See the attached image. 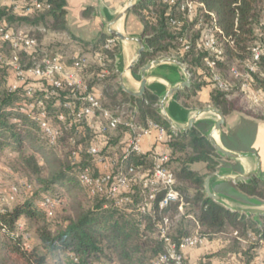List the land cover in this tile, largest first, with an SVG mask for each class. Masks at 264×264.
<instances>
[{
    "label": "trees",
    "instance_id": "16d2710c",
    "mask_svg": "<svg viewBox=\"0 0 264 264\" xmlns=\"http://www.w3.org/2000/svg\"><path fill=\"white\" fill-rule=\"evenodd\" d=\"M48 1L49 8L25 17L15 16L0 6V18L11 25L16 22L43 24L47 30L65 31L67 0ZM190 1L201 5L196 7L191 18L179 10L180 1L170 5L165 0H145L134 6L133 11L142 23L141 37L145 49L139 65L160 58H173L188 69L193 82L189 94L180 99L184 108L200 107V103L194 100L197 92L212 86L209 105L224 116L239 113L264 122V106L250 102L240 89V80L230 74L232 67L241 73L246 71L251 51L259 44L262 54L255 73L251 75V87L264 94V0ZM171 20L178 24L172 25ZM199 23L202 27L218 29L215 36L223 51L220 59L215 60L207 51L197 49L196 36L192 39L189 33L190 28L195 27L200 34ZM35 36L41 44L40 33ZM180 39L189 44L188 50H183ZM105 40L102 37L92 49L93 53L107 56L108 75L102 80L105 83L103 105L115 113L135 110L139 124L159 123L168 131V166L175 176L177 190L196 218L198 234L207 241L219 236L230 240L231 250L242 254V264H249L254 251L264 242V227L258 229L250 220L205 198L204 178L219 166L214 148L198 131L187 134L171 131L157 114L156 95H147L133 104L117 83L116 46L104 50ZM3 51L9 53L7 49ZM207 59L214 60L213 69L206 67ZM27 60L22 55V62L30 66L31 61L25 63ZM8 72V68L0 70V164L4 157H9L10 170L24 176L26 181L13 184L19 190L15 200L9 202L14 206L0 211V264H153L165 252L164 243L158 237L161 218L174 215L177 206L172 205L161 212L154 209L151 214L137 211L141 193L135 183L131 184L134 193H127L132 200L128 204L115 206L108 197H89L80 185L78 175L85 167L93 169L96 158L88 150L96 134L85 123L73 122L62 107L49 111L51 102L71 101L69 90H59L46 100L51 123L60 130L57 143L49 145L36 123L18 111L19 103L24 100L23 90L8 91ZM214 76L226 84L228 90L219 88ZM206 77L210 81L202 80ZM35 96L42 98L41 93ZM62 113L66 118L64 121L59 120ZM110 154L103 149L99 156L105 159ZM129 162L135 173L148 172L152 167L151 159L145 156H132ZM197 163H204L203 174L191 168ZM93 174L98 175L96 171ZM24 185H30L31 190L26 191ZM241 191L264 200V185L261 188L244 186ZM44 197L60 200L52 217H48L39 206ZM21 221L24 225L28 222L34 229L38 245L31 251L23 249L25 233L24 230L18 232L16 227ZM248 231L255 239L248 241L246 250H241L238 241L230 235L236 232L245 236ZM192 234L186 223L170 237L178 243ZM183 256L186 264L184 252Z\"/></svg>",
    "mask_w": 264,
    "mask_h": 264
},
{
    "label": "built area",
    "instance_id": "2783aa9c",
    "mask_svg": "<svg viewBox=\"0 0 264 264\" xmlns=\"http://www.w3.org/2000/svg\"><path fill=\"white\" fill-rule=\"evenodd\" d=\"M170 5L180 1L179 10L184 12L189 18L195 13V9L201 5H195L190 0H165ZM0 6L7 8L13 15L25 17L49 8L48 0H0ZM172 25L178 24L171 20ZM201 26L199 23L198 27ZM46 30L39 28L38 33L44 34ZM216 27H202L199 41L196 43L197 49H203L210 53L215 60L220 59L222 48L218 43L215 33ZM183 50L189 49V44L182 39ZM116 44L114 37H109L103 44L104 50H111ZM9 50V53L3 51ZM262 54L259 44H256L251 51V60L246 64V71L239 72L235 67L230 69V74L240 80V89L250 102L264 106V94L261 90L251 87V75L256 71V64ZM22 55L30 58L31 65L22 62ZM107 56L103 53H95L93 63L97 66V78L103 80L108 75ZM90 59L87 56H79L73 63L75 72L67 71L59 54L47 50L39 43L32 31L17 28L0 18V70L8 68L13 73L14 79L8 84V91L15 92L23 90L24 100L18 105V111L28 115L39 129L42 131L49 145L57 143L60 137V130L55 127L50 120L46 100H50L59 90L68 89L71 101L65 103L63 108L68 111V116L73 122L87 123L96 135L105 136L111 131L123 128L128 134V141L123 145L122 155L118 162H110L106 166V171L94 176L93 169L83 168L78 175V180L82 188L89 197L105 196L114 201L115 206L131 203L130 196L127 195L131 189V184L135 183L141 193V201L136 205L137 211L143 214H151L154 209L158 212L168 209L172 205L177 206L178 216L184 215L185 202L182 195L176 188V179L168 167L169 155L149 154L145 157L151 159L152 167L145 174L135 173L129 162L132 156H143L141 152V141L143 137L151 131L157 132V140L165 138L166 130L159 123L149 122L143 126L136 121V111H123L119 114L107 109L101 96L90 87L85 80L77 73L89 67ZM206 65L213 69L214 60L207 59ZM214 80L218 82V87L228 90V86L219 81L217 76ZM33 81L39 83L42 88V98L35 96L36 89ZM78 107V108H77ZM100 117L103 123L99 126L93 125L92 119ZM65 115L61 114L59 120L64 121ZM169 137H167L168 139ZM88 153L93 156L95 162L104 164L106 161L100 157V150L97 146L91 145ZM131 175V176H130ZM26 191H30V185H24ZM19 190L12 185L5 193V200L12 202L18 196ZM160 197V198H158ZM60 200L53 197H44L40 203V208L48 217H52ZM172 219L167 214L161 218L159 223L158 237L163 241L165 252L160 255L153 264H184L183 252L195 248L207 242L195 232L191 236L182 238L178 243L173 242L170 237ZM17 231H23V225L17 223ZM23 249L31 251L32 246L25 235ZM256 264H264V258Z\"/></svg>",
    "mask_w": 264,
    "mask_h": 264
},
{
    "label": "crops",
    "instance_id": "0c3cea01",
    "mask_svg": "<svg viewBox=\"0 0 264 264\" xmlns=\"http://www.w3.org/2000/svg\"><path fill=\"white\" fill-rule=\"evenodd\" d=\"M128 1L129 0H67L65 8L66 30L62 32H55L50 29L47 30L43 24L36 25L16 22L13 23L12 26L32 31L33 34H39L38 29L40 27L44 28L46 32L40 34L41 44L47 50L61 56L64 67L67 71L75 72L73 63L79 56L84 55L89 57V67L86 70L77 73L97 92V94L101 96L102 101V92L105 83L97 78V66L92 61L95 54L92 52V49L102 37H105L106 39L114 37L116 39L115 70L118 72L117 83L120 89L121 77V82L126 89L134 93H137L140 89L141 69L145 65L140 66L138 62L133 69L129 71L127 69L136 58L139 50V44L136 40L141 39L142 42V23L133 11L134 7L124 14ZM139 2L141 1L134 0L135 5ZM79 11H81L84 18L83 20L91 21L95 24L96 32L87 38L77 36L67 27L68 19L73 17L75 12L77 13ZM130 14H133L134 19L140 23L138 27H135L134 22L129 18ZM48 22L50 23L51 19ZM110 31L118 32L128 40L122 41L115 35H109ZM46 42L52 44L53 49H51L48 44L46 45ZM27 59L28 60L27 62L25 61V63L31 61L30 58ZM145 78L147 80V85L143 97L131 98L127 93L126 94L131 98L133 104H135L138 99H144L147 95H156L158 98V116L167 124L171 131L177 133L172 129L171 125L162 119L159 103L167 96L169 90L186 80L184 73L177 65L168 63L153 67L146 73ZM13 79V73L9 71L7 77L8 84L12 82ZM32 83L36 89V93H41V95H43V87L35 81ZM211 87L212 86L204 87L197 92L194 100H197L200 103V107L191 106L190 108H184L181 105L180 99L186 97L189 94L190 89L177 92L170 98L167 97L165 102L167 116L177 127L182 128L187 125L189 119L196 111L208 108L214 109V107L209 105ZM69 101L70 100H65V102L62 103L60 100H56L55 102H51L49 111L54 108H63V105ZM224 117L225 124L222 127V130L215 133L213 138L216 143L222 146L225 150L237 155V157L234 160H230L217 156L219 166L212 174L220 173L221 178L212 182V190L220 195L230 197L234 202H237L240 205H245V208L258 209L256 212H252L250 216L238 215L250 220L258 229H261L264 227V200L248 196L241 191V187L254 185L261 188L264 185V122L246 117L239 113H232ZM217 121L218 117L215 114H204L197 120L192 131L195 130L200 132L202 137L205 138V135L209 134L211 128ZM103 122V119L100 117L92 119L93 125L96 126H99ZM85 125L90 128L87 123ZM119 128L120 129L109 132L105 136L95 135L93 138L92 145L97 146L100 151L106 149L108 153H112V155L110 154V156L105 158L106 162L104 164H97L94 162L93 169L97 173L106 171L105 168L106 166H109L110 162L116 163L121 158L122 148L128 141L129 134L123 128ZM90 130L95 134L97 133L92 129ZM167 137H169L168 131H166L165 138L162 141H158L157 132L151 131L148 135L143 137L141 141L142 155L146 156L152 153H167L169 155V149L166 145V141L168 140ZM168 167L171 170V167ZM191 168L200 171L202 174L204 173V163L193 164ZM146 172L147 171H143L141 173L145 174ZM208 176L209 175L206 177ZM236 177H246L248 180L242 183H233L230 181L231 178ZM132 188L128 191L129 194L134 193ZM189 207L190 206L185 203L184 215L178 216V210L176 209L175 214L171 216L173 224L170 235H174L180 225H185L186 223L190 225L192 233L198 232L199 226L193 213L189 212ZM230 237L238 241L241 250H246L248 241L255 239V236L251 231H248L245 236H240L234 232ZM231 249L230 240L219 236L216 239L205 242L201 246L185 250L186 264H242V254L240 252L235 253ZM262 258H264V242L254 251L253 260L249 264H256Z\"/></svg>",
    "mask_w": 264,
    "mask_h": 264
},
{
    "label": "water",
    "instance_id": "95a60500",
    "mask_svg": "<svg viewBox=\"0 0 264 264\" xmlns=\"http://www.w3.org/2000/svg\"><path fill=\"white\" fill-rule=\"evenodd\" d=\"M134 0H129L127 7L124 11V14H126L130 9H132L134 7ZM109 35H115L118 39L125 41L128 40L126 37H124L123 35H121L118 32L115 31H110ZM136 42L139 44V50L137 52L136 58L132 61V63L129 65L128 67V71L133 69L139 62L140 56L141 54L144 52V46L142 45L141 39H137ZM168 63H172L177 65L181 71L184 73V76L186 78L185 81H183L182 83H180L179 85H177L176 87H173L171 90H169L168 94L166 97H164L161 102L159 103V108H160V115L162 116V119L167 122L169 125H171L172 129L174 131H176L177 133H188L191 132L194 129V125L197 122V120L203 116L204 114L207 113H213L218 117V121L215 123V125L211 128L209 134L205 135V138L209 141V144L214 148L216 155L218 157H224L230 160H234L236 159L237 155L225 150L222 146H220L218 143H216V141L213 138V135L217 132H220L222 130V127L225 124V117L224 114L219 111L216 108H208V109H204V110H198L196 111L191 118L189 119L187 125L185 127H177L173 121L167 116L166 114V110H165V102H166V98L167 97H172L174 94H176L177 92L183 91L185 89H190L192 86V78L191 75L188 71V69L181 64L180 62L176 61L173 58H160L154 61L149 62L148 64H146L144 67H142L141 69V82H140V89L137 93H134L128 89H126V87H124V85L122 84V77L120 79V84H121V89L122 91H124L125 93H127L131 98H140L143 97L146 91V85H147V80L145 78V75L148 71H150L153 67H156L158 65H162V64H168ZM218 178H221L220 173H215L212 175H209L208 177H206L204 179V184H203V193L205 195L206 199H209L211 201H213L214 203L220 205L221 207H223L224 209H226L227 211H230L232 213L235 214H239V215H246V216H250L252 214V212H256L258 209L256 208H245V205H240L237 202H234L233 199H231L230 197L224 196V195H220L218 193H215L212 190V182ZM248 179L246 177H236V178H231L230 181H232L233 183H242V182H246ZM257 215V213H256Z\"/></svg>",
    "mask_w": 264,
    "mask_h": 264
},
{
    "label": "rangeland",
    "instance_id": "374dc122",
    "mask_svg": "<svg viewBox=\"0 0 264 264\" xmlns=\"http://www.w3.org/2000/svg\"><path fill=\"white\" fill-rule=\"evenodd\" d=\"M139 1H145V0H139ZM133 14H130L129 18L131 19V21L134 22V26L138 27L140 25V23L134 19ZM83 19L84 18L81 14V11H79L77 13L75 12L74 16L70 17V19H68L67 27L69 30L73 31L77 36H79L81 38H87L88 36H90L96 32L95 31L96 28H95V24L93 22L86 21ZM200 33H201V30H200ZM189 35H191L192 39L194 38V36H196V39H195L196 43L199 41L200 34L199 33L197 34V29L195 27L190 28ZM47 44L49 45V47H51V49H53L52 44H50L49 42H46V45ZM206 67L209 68L207 65H206ZM202 80L210 81V79L207 77L202 79ZM117 114H119V113H117ZM8 162H9V157H4L3 162L0 164V171L2 172L0 174V211L5 210V209H12V207L14 206L12 203L7 202L5 200V197H4L5 193L9 189V187L12 186L13 184H19V183L26 181V178L24 176L10 170ZM23 223H24V221L23 222L21 221V224L23 225L24 233L28 237V240H29V242L32 246V249H33L38 245L34 229L29 225L28 222L27 223L25 222V225Z\"/></svg>",
    "mask_w": 264,
    "mask_h": 264
}]
</instances>
